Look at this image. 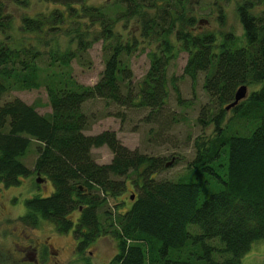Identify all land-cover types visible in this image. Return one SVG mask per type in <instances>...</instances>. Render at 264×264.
Wrapping results in <instances>:
<instances>
[{
    "label": "trees",
    "instance_id": "16d2710c",
    "mask_svg": "<svg viewBox=\"0 0 264 264\" xmlns=\"http://www.w3.org/2000/svg\"><path fill=\"white\" fill-rule=\"evenodd\" d=\"M32 1L0 0V96L41 87L49 112L40 114L19 98L0 104V184L17 185L34 171L50 181L52 190L25 198L18 220L29 227L45 220L58 233L71 230L77 252L108 234L116 253L106 264H239L252 242L264 238V0L236 4L240 36L224 27L220 0L211 3L215 29L202 25L206 19H196L188 0H114L121 9L113 16L85 0H43L52 6L21 16L12 33L10 8ZM133 18L135 32L129 38L114 31L116 20ZM59 34L68 36L65 47L52 39ZM138 37L155 43V49L148 53L146 72L132 85L128 58L137 50ZM99 39V78L92 85L78 83L71 62L86 65V52ZM181 51L187 54L182 75L191 83L203 75L208 103L200 107L197 123L212 124L214 132L194 141L186 174L156 179L164 167L161 158L128 149L113 130L83 133L90 122L82 104L97 98L147 108V121L166 118L167 82L182 103L175 77L166 76L169 61ZM242 84L259 86L233 108L235 117L253 126L238 134L223 124V107ZM210 103L216 112L209 111ZM32 141L38 147L30 170L21 158ZM102 145L112 157L98 164L90 150ZM131 172L137 196L121 212L103 210L101 221L99 208L109 203L111 192L113 202L123 189L113 176ZM191 173L196 179H189ZM199 175L217 185L203 198Z\"/></svg>",
    "mask_w": 264,
    "mask_h": 264
},
{
    "label": "rangeland",
    "instance_id": "374dc122",
    "mask_svg": "<svg viewBox=\"0 0 264 264\" xmlns=\"http://www.w3.org/2000/svg\"><path fill=\"white\" fill-rule=\"evenodd\" d=\"M240 0H220L223 5L225 15V28H230L237 36L242 33L241 26L235 15V6ZM88 5L103 8L109 16H113L116 11L121 9L114 0H85ZM213 0H188L187 4L192 8V14L196 15V19H206L205 28L215 29L217 22L215 18L214 6L211 4ZM52 5H48L43 0H33L28 7H12L10 8L14 15L12 25V33L17 32L19 18L23 15L35 16L38 13L47 11ZM210 12L209 17L205 13ZM133 19L116 20L112 27L114 31L119 32L124 39L134 34ZM2 37V35H0ZM52 39L60 46L67 45L68 36L59 34L52 36ZM33 38L31 39V41ZM240 43V40H238ZM73 45V44H71ZM155 49V43L147 44L146 41L138 37L137 50L128 58V65L131 70V84L134 85L139 81L149 66L148 53ZM85 61L87 64L82 66L75 61L71 62L72 76L81 84L92 85L99 78L103 68V55L101 52V40H97L87 50ZM187 54L181 51L171 59L166 69L167 78L174 76L175 85L178 88L182 103H177L175 94L171 85L167 82V99L163 107V113L166 118L159 115L158 120L153 118L149 121L144 119L148 112L147 108L133 106H119L112 103H105L102 99H88L82 104V111L89 118V127L83 131L85 134H96L102 130L109 129L115 132L120 142L130 150H136L138 153L148 156L159 157L164 164L167 161L171 163L162 167L156 172V179L175 180L187 172L188 163L194 156V141L196 139H204L213 134V125L208 124L201 127L197 123L198 111L201 106L208 103L207 95L202 88V73H198L195 81L190 82L187 76L182 75V69ZM182 75V76H181ZM258 84L246 86V95L250 90L258 87ZM19 98L27 104H34L36 111L40 114L49 112V107L45 105L46 96L43 88L29 90H12L0 96V104L4 101ZM244 99V98H243ZM210 112H216L217 109L210 103L208 105ZM233 108L224 110L223 124L230 125L231 132L243 134L253 129L244 122L243 118L235 117ZM251 128V129H250ZM246 133V134H248ZM38 144L31 142L26 153L22 156L21 161L30 170L33 168V161L37 154ZM91 157L98 164L108 163L112 157L111 152L105 146L91 148ZM136 175L129 173L127 177L113 176L116 184L123 186L122 192L115 196L112 202V192L109 195V203L103 204L99 208V219L102 221L101 212L109 209L113 213L121 212L127 208L136 196L137 189L133 187V180ZM35 172L30 171L28 175L21 178L17 185L3 186L0 184V264L6 263V256L9 251L15 252L18 261L14 264H20L21 253L20 247L15 246L16 243L23 245L29 243L26 240V234L39 241L43 239L42 234L49 237L48 243L54 249L53 258H49V264H106L116 253L115 240L108 234H103L89 243L84 250L77 252L75 250L76 239L69 230L66 233H58L53 225L45 220H40L35 226L29 227L23 224L18 217L25 212L23 201L25 198L40 195L45 196L51 192L52 187L48 179L43 182H35ZM189 179H196L191 173ZM201 183L202 198L210 192L217 189L209 178L205 182L206 177L199 175L198 179ZM204 180V182H202ZM132 195V199H130ZM117 203V206L114 205ZM77 211L72 213L73 218ZM37 240V241H38ZM214 240L213 242H215ZM35 244V242H33ZM17 246V245H16ZM39 248L38 245H36ZM49 251V248H47ZM48 261L46 264H48ZM22 263V261H21ZM44 264V263H43ZM239 264H264V238L252 242L248 251L240 258Z\"/></svg>",
    "mask_w": 264,
    "mask_h": 264
},
{
    "label": "flooded vegetation",
    "instance_id": "af4514ba",
    "mask_svg": "<svg viewBox=\"0 0 264 264\" xmlns=\"http://www.w3.org/2000/svg\"><path fill=\"white\" fill-rule=\"evenodd\" d=\"M25 236H27L26 240L29 243L23 245H19V243H16L17 246L11 245V247L15 248L18 246L20 247V264H46L49 258H53L54 249L52 248L51 244L48 243V239L50 236H48L47 234H42L41 236H43V239H41V241L36 238H32L27 234ZM33 242H35V244ZM36 245H38L39 248H37ZM47 248H49V251ZM12 254L13 255H11V251H9L8 255L6 256L5 259L7 264H14L18 261L16 258H14L16 256L15 252H13Z\"/></svg>",
    "mask_w": 264,
    "mask_h": 264
},
{
    "label": "water",
    "instance_id": "95a60500",
    "mask_svg": "<svg viewBox=\"0 0 264 264\" xmlns=\"http://www.w3.org/2000/svg\"><path fill=\"white\" fill-rule=\"evenodd\" d=\"M245 96H246V85L245 84L239 85L234 90L232 100L229 103H227L226 105H224V107H223L224 110H228L229 108L235 106L238 103V101L243 99ZM170 163H171V161H167V162L164 163V166H167ZM35 174H36L35 182L40 183V182L44 181V178L39 177V173L38 172H36ZM130 199H132V195H130Z\"/></svg>",
    "mask_w": 264,
    "mask_h": 264
}]
</instances>
